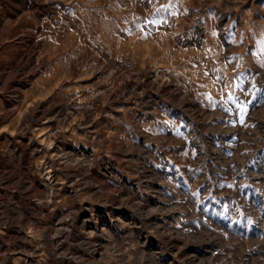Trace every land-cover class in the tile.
I'll list each match as a JSON object with an SVG mask.
<instances>
[{
  "label": "rangeland",
  "instance_id": "obj_1",
  "mask_svg": "<svg viewBox=\"0 0 264 264\" xmlns=\"http://www.w3.org/2000/svg\"><path fill=\"white\" fill-rule=\"evenodd\" d=\"M0 5V264H264V0Z\"/></svg>",
  "mask_w": 264,
  "mask_h": 264
},
{
  "label": "bare ground",
  "instance_id": "obj_2",
  "mask_svg": "<svg viewBox=\"0 0 264 264\" xmlns=\"http://www.w3.org/2000/svg\"><path fill=\"white\" fill-rule=\"evenodd\" d=\"M3 2V1H2ZM4 3V2H3ZM36 3V2H35ZM12 4V3H11ZM2 5V4H1ZM0 5V6H1ZM15 5V4H14ZM19 5H20V3H19ZM22 5V4H21ZM7 6V5H6ZM4 8H6V7H4ZM15 8V7H14ZM20 9V8H19ZM36 9V8H35ZM6 10V9H5ZM8 10V9H7ZM32 12H33V10H32ZM35 12V11H34ZM15 13L16 12H8V15H9V19L11 20L14 16H15ZM34 17V16H33ZM7 17L5 16V15H3V16H0V25L1 24H3L4 22H6L7 20ZM15 18H13V20H14ZM40 20V19H39ZM38 21V20H37ZM15 23V22H14ZM34 36V35H33ZM4 38V37H3ZM29 38V37H28ZM33 38V37H32ZM37 43V42H36ZM58 107V106H57ZM61 109V108H60ZM51 112V111H50ZM11 113V112H10ZM51 114V113H50ZM39 117V116H38ZM38 119V118H37ZM34 120V119H33ZM36 122V121H35ZM33 128V127H32ZM43 129V128H42ZM44 136V138L45 137H50L52 134L48 131V130H46V131H43L42 132V134H40V136ZM23 141V140H22ZM31 141V140H30ZM36 141L37 140H35V144L33 143V145H31V146H25V149L27 150V152L29 151H31V150H34V151H36V150H38L39 149V144L38 143H36ZM15 143V142H14ZM23 143V142H22ZM21 142H17L16 143V145L17 146H19L21 149H22V146H24L23 144H22ZM2 150V149H1ZM3 152V151H2ZM56 152V151H55ZM6 153V152H5ZM2 154V153H1ZM7 155V154H6ZM3 159H4V157H3ZM0 162H1V160H0ZM1 164V163H0ZM4 166V165H3ZM53 173V172H52ZM34 207V206H33ZM35 208H37V207H35ZM34 208V209H35ZM28 212V211H27ZM29 216V215H28ZM25 219H28V217L25 215ZM24 219V220H25ZM23 220V219H22ZM21 220V221H22ZM37 221V220H36ZM50 221V220H49ZM17 235V234H16ZM21 235V233H19V236ZM22 237V236H21ZM20 240V239H19ZM48 240V239H47ZM95 241V240H94ZM48 242V241H47ZM82 242H83V240H82ZM55 247V246H54ZM53 262V261H52Z\"/></svg>",
  "mask_w": 264,
  "mask_h": 264
}]
</instances>
